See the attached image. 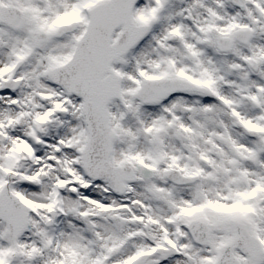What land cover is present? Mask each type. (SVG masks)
I'll use <instances>...</instances> for the list:
<instances>
[{
  "label": "snow or ice",
  "instance_id": "1",
  "mask_svg": "<svg viewBox=\"0 0 264 264\" xmlns=\"http://www.w3.org/2000/svg\"><path fill=\"white\" fill-rule=\"evenodd\" d=\"M0 264H264V0H0Z\"/></svg>",
  "mask_w": 264,
  "mask_h": 264
}]
</instances>
